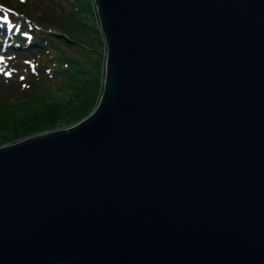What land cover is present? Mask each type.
<instances>
[{
	"label": "water",
	"instance_id": "1",
	"mask_svg": "<svg viewBox=\"0 0 264 264\" xmlns=\"http://www.w3.org/2000/svg\"><path fill=\"white\" fill-rule=\"evenodd\" d=\"M104 91L0 146V264H264V0H96Z\"/></svg>",
	"mask_w": 264,
	"mask_h": 264
},
{
	"label": "trees",
	"instance_id": "2",
	"mask_svg": "<svg viewBox=\"0 0 264 264\" xmlns=\"http://www.w3.org/2000/svg\"><path fill=\"white\" fill-rule=\"evenodd\" d=\"M95 1L71 0L74 10L56 20L35 15L43 23L56 22L60 30L55 37L60 43L57 46L34 31L28 36L18 31L12 39L17 51L26 44L40 53L53 48L46 61L52 63L49 71L57 78L53 82L44 80L48 88L35 85L37 81L28 82L35 86L27 88L26 94L0 104V145L71 126L97 106L104 91L107 48ZM33 29L40 30L36 23Z\"/></svg>",
	"mask_w": 264,
	"mask_h": 264
},
{
	"label": "rangeland",
	"instance_id": "3",
	"mask_svg": "<svg viewBox=\"0 0 264 264\" xmlns=\"http://www.w3.org/2000/svg\"><path fill=\"white\" fill-rule=\"evenodd\" d=\"M0 1V104L4 105L8 100L14 102L18 97H21L22 94H26L29 91L26 89L32 88L36 85L35 83H38L40 87L48 88L44 80L53 82L56 81L57 78L55 73L49 71V67L52 63L46 61L53 48H51L52 50H46L44 48L45 50L40 53L38 49H34L32 45L28 46L26 44L17 51L11 44L17 32L19 31L21 34L28 36L31 31H34L42 38H47L50 44L57 46L60 43L55 37H59L60 30L56 22L54 20H48L47 23H43L39 18H36L35 15H48L47 17L56 20L64 17L67 12L73 11L75 7L73 3H71V0ZM31 12L33 14H31ZM34 23L39 26L40 30L33 29ZM47 26L49 28L46 30ZM62 43L63 41H61V44ZM104 69L106 73V65ZM22 77L23 79H21ZM32 81L37 82H34L35 85L32 86L26 84ZM15 96L17 97L15 98ZM13 142L16 141L10 143ZM5 144H9V142L2 145Z\"/></svg>",
	"mask_w": 264,
	"mask_h": 264
},
{
	"label": "snow or ice",
	"instance_id": "4",
	"mask_svg": "<svg viewBox=\"0 0 264 264\" xmlns=\"http://www.w3.org/2000/svg\"><path fill=\"white\" fill-rule=\"evenodd\" d=\"M9 75H10V73H9ZM21 79H23V77Z\"/></svg>",
	"mask_w": 264,
	"mask_h": 264
},
{
	"label": "bare ground",
	"instance_id": "5",
	"mask_svg": "<svg viewBox=\"0 0 264 264\" xmlns=\"http://www.w3.org/2000/svg\"><path fill=\"white\" fill-rule=\"evenodd\" d=\"M10 29V28H9Z\"/></svg>",
	"mask_w": 264,
	"mask_h": 264
}]
</instances>
